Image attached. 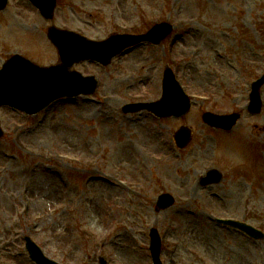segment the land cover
<instances>
[{
	"label": "rangeland",
	"instance_id": "374dc122",
	"mask_svg": "<svg viewBox=\"0 0 264 264\" xmlns=\"http://www.w3.org/2000/svg\"><path fill=\"white\" fill-rule=\"evenodd\" d=\"M161 21L177 28L162 46L142 45L108 67L74 66L98 77L94 96L36 115L0 108V264H35L26 236L59 264H153V227L164 264H264V242L214 219L264 231V106L248 111L249 81L264 75V0H59L54 19L98 41ZM47 27L28 0H10L0 12V69L13 54L59 63ZM167 66L193 96L191 112L124 114L125 104L161 98ZM207 111L243 117L224 132L203 122ZM182 125L194 131L184 150L174 141ZM212 168L224 179L202 188ZM163 192L176 204L156 212Z\"/></svg>",
	"mask_w": 264,
	"mask_h": 264
},
{
	"label": "water",
	"instance_id": "95a60500",
	"mask_svg": "<svg viewBox=\"0 0 264 264\" xmlns=\"http://www.w3.org/2000/svg\"><path fill=\"white\" fill-rule=\"evenodd\" d=\"M7 0H0V9H3ZM40 9L43 16L52 21L56 0H31ZM173 27L167 23L154 26L145 35H115L108 40L97 42L89 40L75 32L61 30L50 26L49 38L57 45L61 57V63L50 67L38 66L26 58L15 55L9 59L0 70V106L10 105L36 113L50 102L63 97L74 96L80 93H93L97 86L94 76L84 77L78 71H73L75 63L83 60H96L104 65L111 62L112 58L127 47L139 45L145 41L160 44L172 31ZM264 83V78L255 85L252 94L250 111L261 112V99L258 89ZM164 93L161 100L152 103L130 104L124 108V112H138L143 109L156 114L158 117L184 116L190 111V99L183 92L172 72L167 71L164 77ZM240 118L239 115L219 116L213 113L204 115V120L211 126L223 129H231ZM3 131L0 128V137ZM176 140L180 148H184L191 140V133L183 128ZM222 180V174L217 170H211L208 176L202 179L204 185L218 183ZM175 203L170 194H164L159 198L160 209H167ZM219 223L231 224L252 237L263 238L264 234L252 226L234 221H222ZM27 248L31 259L37 264H57L47 258L42 250L27 239ZM151 253L154 264H162L160 260L161 240L157 230L151 231Z\"/></svg>",
	"mask_w": 264,
	"mask_h": 264
},
{
	"label": "clouds",
	"instance_id": "9594fccd",
	"mask_svg": "<svg viewBox=\"0 0 264 264\" xmlns=\"http://www.w3.org/2000/svg\"><path fill=\"white\" fill-rule=\"evenodd\" d=\"M233 162L235 164H241L243 161L238 156H234L233 157Z\"/></svg>",
	"mask_w": 264,
	"mask_h": 264
}]
</instances>
